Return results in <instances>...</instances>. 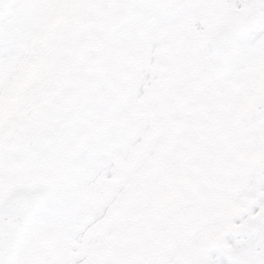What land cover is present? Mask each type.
<instances>
[{
	"label": "snow or ice",
	"instance_id": "obj_1",
	"mask_svg": "<svg viewBox=\"0 0 264 264\" xmlns=\"http://www.w3.org/2000/svg\"><path fill=\"white\" fill-rule=\"evenodd\" d=\"M0 264H264V0H0Z\"/></svg>",
	"mask_w": 264,
	"mask_h": 264
}]
</instances>
